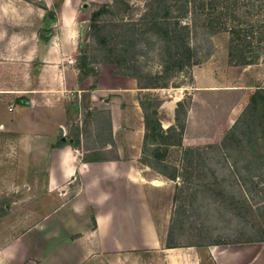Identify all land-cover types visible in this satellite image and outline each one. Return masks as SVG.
I'll use <instances>...</instances> for the list:
<instances>
[{"label": "rangeland", "instance_id": "obj_1", "mask_svg": "<svg viewBox=\"0 0 264 264\" xmlns=\"http://www.w3.org/2000/svg\"><path fill=\"white\" fill-rule=\"evenodd\" d=\"M152 2L154 0H118L116 4L114 0H0V264H109L106 254L83 256L76 252L75 247L63 252L65 242L73 236L65 225L75 221L76 216L71 213L70 206L63 208L62 204L73 199L81 179L78 177L67 189L57 190L59 195H52L47 189L51 182L50 157L47 154L53 145L38 142L27 135L34 128L29 123L32 126L42 123V129L48 135H52L57 127L54 116H47L49 109L46 107L37 109L35 114L28 113L34 107L31 95H51V85H41L39 80L37 66L44 64V61L37 50L40 47L45 49L49 43L42 35L51 38L72 19L70 27L78 33V47L81 42H92L91 14L97 4L115 5L114 13L100 18L101 22L111 24L124 19L144 23L143 17L154 12ZM245 10L246 7L240 12ZM208 20H211L210 15L200 9H192L182 17L184 23L196 26L190 34V41L196 50L197 63L173 77L168 87L142 92L145 104L160 102L159 107L163 104L158 110L164 119L172 117L176 107L174 100L178 94L183 95L185 105L180 113V122L184 123L182 116H185L186 124V115L191 109L195 120L193 125L198 126L193 133L196 139L191 134L189 136V139L197 142L193 146L196 155L190 164L180 163L182 153L177 147L167 151L159 147L148 148L150 156L155 153L152 149L157 148L164 156L166 163L158 162L161 171L168 175L181 174L171 221V225H174L171 242L178 246L197 243L207 247L241 240H259L264 236V166L257 169L260 159L253 158L245 147V156L238 157L235 153L236 163L231 166L229 161L233 159L228 160L216 147L240 117L251 95L259 86H264V62L245 66L235 59V63H231L229 32L203 27ZM85 23L89 24L87 28L84 27ZM84 32L85 37H82ZM159 34L161 32H148V40L154 42L151 44L154 49L147 52L143 44L141 47L147 54L126 64L128 67L123 66V58L117 51L105 53L94 50L99 46L97 39L92 42L90 59L97 60L95 66L98 69L105 65L99 64V60L107 57L114 59L116 63L106 65L114 68L119 75L129 69L137 73L140 86L154 85L156 81L162 83L164 80L157 78L162 71L159 54L162 41ZM100 38L106 39L102 34ZM77 55L78 50L70 59L75 65ZM192 70H195L196 79ZM125 98L131 102L132 96L126 95ZM77 99L78 96L73 94L66 104L67 132L58 136V141L66 139L70 132L77 135L81 126L88 136V145L108 141L109 108L104 105L102 109L84 107L82 110ZM130 104L134 107L133 103ZM33 116L38 120H34ZM124 147L129 152L128 145ZM115 150H108L104 154L113 156ZM73 152H76L74 148ZM132 153L135 154V147ZM56 176L62 177L59 171ZM99 176L101 189L95 188L96 195L103 189H110L107 192H111L116 188L106 172ZM90 190V197L95 198L93 188ZM56 207L59 211L54 214ZM46 233L51 234V241H37L38 246L32 244L37 237L44 239ZM19 238L22 239L17 250L18 257L14 252L16 259L10 262L1 251ZM120 252L115 255L117 259L114 258L117 264H163L160 252L144 249ZM49 257L51 260H48Z\"/></svg>", "mask_w": 264, "mask_h": 264}, {"label": "crops", "instance_id": "obj_2", "mask_svg": "<svg viewBox=\"0 0 264 264\" xmlns=\"http://www.w3.org/2000/svg\"><path fill=\"white\" fill-rule=\"evenodd\" d=\"M72 23L73 19L68 21L66 24L68 26L62 24L64 27L58 29L57 34L51 35L45 49L39 45L40 48L37 50L44 61V64L37 66L39 80L41 85H51V95L44 93L31 95L34 107L28 113L35 114L37 109L46 107L49 109L47 116L51 114L57 120L56 130L52 135L51 133L48 135L42 129V123H38L37 126L29 123L34 128L27 134L38 142H49L53 145V149L47 154V157H50L49 178L51 179L47 189L52 195H59V190L67 189L78 177L81 179L73 199L62 204L63 208L70 206L71 213L76 216L75 221L65 225L73 236L65 242L63 252L75 247L76 252L83 256L106 254L109 264H117L114 258L117 259L115 255H119L121 250L134 249L160 252L163 264H264L262 241L241 240L207 247L205 245L167 246L181 175L177 174L176 179H171L143 161L146 126L142 92L153 91L160 87L141 88L136 78L116 74L114 68L106 64L100 66L98 76H89L81 80L80 71L70 61L78 50L79 38L76 30L70 27ZM192 71L193 78L196 79L195 70ZM73 94L78 96L77 101L82 110L84 107L102 109L104 105L109 108L110 139L108 141L104 143L96 141L95 145H88L86 143L88 136L84 134L81 126L78 146L72 144L55 146L58 142L57 137L67 132L66 104ZM125 94L132 96L131 102L126 101ZM153 95L159 96L158 93ZM182 96L178 94L174 100L176 107L171 118H162L159 110L164 129L177 126L176 109L179 102L184 103ZM127 100L129 101V97ZM130 103H133L134 107ZM182 117L184 118L182 144L172 146L179 148L181 153L184 148H195L193 146H196L197 142L189 139V136L191 134L194 137L193 133L198 129V126L193 125L195 120L193 121L194 114L191 109H188L186 124L185 116ZM33 119L37 118L33 116ZM72 137L70 132L66 139L73 140ZM66 139L62 141L67 142ZM125 145H128L129 152H126ZM133 147L135 154L132 153ZM73 148L76 152H73ZM114 148H116L115 155L105 156L104 152ZM92 151H102L104 159L85 160V154ZM181 156L180 163L183 164V155ZM176 167H179L178 164ZM58 171L62 175L61 178L56 176ZM105 172L113 184H116V188L111 192H107L110 189L102 188L104 191H99L96 195L95 188L101 189L99 174ZM156 180L159 183H155ZM91 188L95 198L90 197ZM58 209L57 207L53 209L54 214L59 211ZM37 238L32 240V244H37L36 246L39 245L37 241L39 243L51 241V234L46 233L45 240ZM21 239L10 242L1 251L10 262L18 257L17 250L20 248ZM32 249L36 252V249ZM14 252L17 253L16 256ZM64 253L60 255H65ZM112 253L115 254L111 255ZM49 259L51 260L50 257ZM101 259L104 261L102 257Z\"/></svg>", "mask_w": 264, "mask_h": 264}, {"label": "trees", "instance_id": "obj_3", "mask_svg": "<svg viewBox=\"0 0 264 264\" xmlns=\"http://www.w3.org/2000/svg\"><path fill=\"white\" fill-rule=\"evenodd\" d=\"M114 2L116 4L118 0H114ZM95 6L96 8L91 14L90 29L91 38L93 37L91 41L96 42L97 39L99 46L94 50L105 53L117 51V54L123 58V66L128 67L126 64H131V62L137 61L140 55L147 54L141 47L143 44L147 47V52L154 49L152 46L154 42L148 40L150 34H147L149 31L161 32L159 39L162 41V45L159 54L162 58V71L157 78L163 79L164 82L156 81L154 85L141 86L143 88L168 87L173 77L184 72L187 67L190 68L197 63L195 59L196 50L190 41V34L196 26L195 24L192 25L182 21V17L187 15L192 9H200V11L210 15L211 20H208V24L207 22L204 23L203 27L212 28L214 31L229 32L231 36L229 50L231 63H235V59H239L242 65L245 66L257 64L260 61L264 62V0H154L151 7L154 12L148 13L143 17L144 23L128 22L124 19L117 21V23L111 22V24L107 21L101 22L100 18L114 13L115 5L97 4ZM244 7L247 10L243 13L240 12ZM194 11L197 12V10ZM39 34L40 36L42 35L40 32ZM101 34L106 38L105 40L100 38ZM42 38H45L47 42L49 41L46 36L42 35ZM92 42L85 44L81 42L78 47L76 66L80 71L81 80L89 76L96 77L99 75V69L95 66L97 60L90 59V53L93 50L91 47ZM102 44L105 46H101ZM114 62V59L107 57L99 60L98 63L113 64ZM122 75L131 76L140 81L139 75L130 69L123 72ZM142 105L146 126L143 161L161 171L158 162L166 163L164 162V156L160 154L158 148L152 149L155 153L150 156L148 148L159 147L167 151L172 146H180L182 144L184 124L180 122V113L184 109V103L179 102L176 109L177 126H172L168 129H164L160 121L158 110L160 102L157 104H145L143 102ZM78 133L77 135H72L73 140H67V142L58 141L55 146L59 147L65 144L78 146L80 144ZM216 147L221 152L220 154L224 155L228 160L233 159L229 161L231 166L236 163L235 153L238 157L241 155L245 156L244 147L248 149L253 158L260 159L259 164L256 166L257 169H261V166H264V86H259L251 95L240 117L226 132L222 142ZM182 155L183 164H190L193 162L196 150L190 147L184 148ZM96 159H104L102 151H92L85 154V160L87 161ZM163 173L171 179H176L177 174L181 175L177 172L173 175H168L166 172ZM178 189L177 187L175 199H178ZM173 228L174 225H171L167 241L168 247L178 246L171 242ZM248 241L264 242V236L259 240ZM188 245L198 246L201 244L192 243Z\"/></svg>", "mask_w": 264, "mask_h": 264}, {"label": "water", "instance_id": "obj_4", "mask_svg": "<svg viewBox=\"0 0 264 264\" xmlns=\"http://www.w3.org/2000/svg\"><path fill=\"white\" fill-rule=\"evenodd\" d=\"M87 26H89V24H88V23H85V24H84V27L87 28ZM84 34H85V32L83 33V35H84ZM83 35H82V37H85V35H84V36H83Z\"/></svg>", "mask_w": 264, "mask_h": 264}, {"label": "bare ground", "instance_id": "obj_5", "mask_svg": "<svg viewBox=\"0 0 264 264\" xmlns=\"http://www.w3.org/2000/svg\"><path fill=\"white\" fill-rule=\"evenodd\" d=\"M156 182H157V183H159V181H158V180H156V181H155V183H156Z\"/></svg>", "mask_w": 264, "mask_h": 264}]
</instances>
